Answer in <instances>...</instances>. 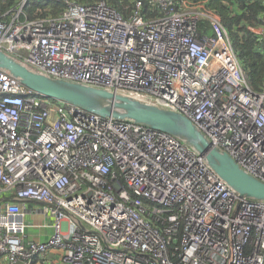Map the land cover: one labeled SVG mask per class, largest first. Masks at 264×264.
Here are the masks:
<instances>
[{"label":"built area","instance_id":"2783aa9c","mask_svg":"<svg viewBox=\"0 0 264 264\" xmlns=\"http://www.w3.org/2000/svg\"><path fill=\"white\" fill-rule=\"evenodd\" d=\"M20 0L0 50L32 72L178 113L264 183V91L249 88L221 19L150 0L128 19L64 0L29 21ZM55 1V0H44ZM207 22L212 35L198 31ZM263 27L252 30L264 37ZM51 236L26 243L25 204ZM264 264V201L239 198L178 139L55 104L0 71V264Z\"/></svg>","mask_w":264,"mask_h":264},{"label":"water","instance_id":"95a60500","mask_svg":"<svg viewBox=\"0 0 264 264\" xmlns=\"http://www.w3.org/2000/svg\"><path fill=\"white\" fill-rule=\"evenodd\" d=\"M0 71L18 80L25 89L59 104L173 136L185 147L204 157L211 171L239 198L264 201V183L242 170L227 153L211 147L196 126L178 113L105 90L43 76L30 71L1 50Z\"/></svg>","mask_w":264,"mask_h":264},{"label":"trees","instance_id":"16d2710c","mask_svg":"<svg viewBox=\"0 0 264 264\" xmlns=\"http://www.w3.org/2000/svg\"><path fill=\"white\" fill-rule=\"evenodd\" d=\"M20 0H0V21H8L10 14L19 5ZM79 5H92L103 1L128 19L135 10V3L142 5L145 19L159 16V9L150 0H68ZM183 0H174L179 3ZM200 2L203 0H189ZM206 6L215 13L232 43L233 50L241 65L244 77L251 91L261 94L264 91V37L252 32L262 28L264 17V0H206ZM64 0L44 1L28 0L23 14L29 21L42 18H56L64 11ZM198 31L205 36L212 35L207 22H200ZM55 104L58 102L50 100ZM32 264H36L35 261Z\"/></svg>","mask_w":264,"mask_h":264},{"label":"crops","instance_id":"0c3cea01","mask_svg":"<svg viewBox=\"0 0 264 264\" xmlns=\"http://www.w3.org/2000/svg\"><path fill=\"white\" fill-rule=\"evenodd\" d=\"M27 210L26 222L33 226L27 231L26 243L30 242H45L51 236L52 231L50 228H42L44 225H50L51 222L48 218L42 215V207L33 202H27L25 204ZM56 254L46 253L42 258L35 260L36 264H49L50 260ZM49 259V263H47Z\"/></svg>","mask_w":264,"mask_h":264},{"label":"rangeland","instance_id":"374dc122","mask_svg":"<svg viewBox=\"0 0 264 264\" xmlns=\"http://www.w3.org/2000/svg\"><path fill=\"white\" fill-rule=\"evenodd\" d=\"M184 1H189V0H184Z\"/></svg>","mask_w":264,"mask_h":264}]
</instances>
